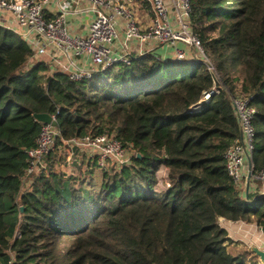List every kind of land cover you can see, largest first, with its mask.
Returning a JSON list of instances; mask_svg holds the SVG:
<instances>
[{"label":"trees","instance_id":"16d2710c","mask_svg":"<svg viewBox=\"0 0 264 264\" xmlns=\"http://www.w3.org/2000/svg\"><path fill=\"white\" fill-rule=\"evenodd\" d=\"M134 1L152 15L147 0ZM190 7L210 69L142 57L73 82L0 26V264H262L252 251H230L219 220L253 216L264 232V192L244 196L224 162L240 135L232 101L247 98L255 109L252 169L264 170V0ZM57 110L61 137L48 168L26 177V151L41 126L33 115ZM88 133L130 146L129 165L100 170L87 156L77 176L56 168L62 139Z\"/></svg>","mask_w":264,"mask_h":264},{"label":"built area","instance_id":"2783aa9c","mask_svg":"<svg viewBox=\"0 0 264 264\" xmlns=\"http://www.w3.org/2000/svg\"><path fill=\"white\" fill-rule=\"evenodd\" d=\"M147 1L151 6L152 17L150 25L143 29L134 16L129 0H72L76 4L74 14L91 17L84 36L70 33L66 20L67 11L61 5L57 14L49 17L45 13L49 0H0V12H9L14 17L20 28L18 37L29 46L34 57L47 56L49 71L60 72L73 82L90 80L95 74L118 63L130 65L132 58L127 51L117 53V50L127 47L130 43L141 46L150 44L154 47L170 46L174 53L172 61L203 63L210 69L204 59L201 43L189 24L190 0ZM119 29H122V37ZM83 58L89 60L90 66L83 67L78 63ZM217 92L218 89L214 85L203 96V100L207 101ZM232 104L240 135L225 152V170L233 183L243 190L247 178L244 172L247 168L248 175L249 164V184H264V170L253 172L251 163L255 109L247 98H236ZM193 108L191 110L200 109V103ZM57 113L58 110L54 115H50L56 124ZM58 137H61V134L57 125L41 124L35 147L26 151V177L47 170L46 158L55 149ZM62 141L70 150L68 156H74V148L80 152L85 151L88 156H95L100 170L127 166L133 154L130 146H123L118 139L105 133H88L80 138Z\"/></svg>","mask_w":264,"mask_h":264},{"label":"crops","instance_id":"0c3cea01","mask_svg":"<svg viewBox=\"0 0 264 264\" xmlns=\"http://www.w3.org/2000/svg\"><path fill=\"white\" fill-rule=\"evenodd\" d=\"M132 5V10L137 22L144 29L148 27L151 23V13L149 9L141 6L138 2L134 0H129ZM59 5L67 11L66 20L68 23V28L71 34L84 36L87 33L88 25L91 21V17L88 15H78L73 13V9L76 8V4L72 0H49V4L45 7V13L50 17L53 14H57L60 11ZM0 26L13 31L17 36H19V27L17 26L14 17L9 12H0ZM120 36L122 37V29H119ZM184 48L183 46H180ZM127 53L130 54L132 61L142 57H153L158 58L163 61H171L173 59V49L170 46L154 47L150 44H145L144 46L138 45L137 43H130L127 47H122V49L117 50V53ZM191 51V50H190ZM189 51V52H190ZM191 54V53H190ZM40 60L48 61L47 56L40 57ZM131 61V62H132ZM80 63L83 67L90 66L88 59H81ZM84 160L87 156L86 152H83ZM86 154V155H85ZM80 159V158H79ZM247 168H245V175L247 177ZM166 168L160 167L158 174L161 173L164 179L166 176ZM247 179V178H246ZM243 195L247 196L248 192L260 191L259 188L254 184H249L248 189L246 188V182L244 183ZM262 191V190H261Z\"/></svg>","mask_w":264,"mask_h":264},{"label":"rangeland","instance_id":"374dc122","mask_svg":"<svg viewBox=\"0 0 264 264\" xmlns=\"http://www.w3.org/2000/svg\"><path fill=\"white\" fill-rule=\"evenodd\" d=\"M34 58L36 61L41 59L40 57H34ZM212 58H213L212 56L209 58L205 55L204 59H206L208 66L211 63ZM44 62H46L47 66H49V63L47 61H44ZM73 152L74 154L78 155V158H80L81 153H83L84 151L80 152L79 150L75 149L73 150ZM60 153H61L60 155L62 157V161L60 165L57 166L56 168H60L61 170H63L65 173H67L70 176H73V175L77 176L83 172V170L85 169L84 164L88 160L87 152H86L87 153L86 158L84 160H81L82 158H80V161H77V163L73 162L74 159L71 156H68L70 153V150L66 148L65 146L63 147V149L60 150ZM82 161H84V163H82ZM75 164L76 166H79V167L75 168ZM80 168L82 172H80ZM156 176L158 179L157 187L163 189L165 185L164 184L165 179L163 175H161V173L160 174L157 173ZM244 182H245V179H243V183ZM254 185L257 186L260 191L262 190L264 192V184L255 183ZM78 186H79L78 184L77 186L75 185L76 188H78ZM219 226L226 230L228 237L233 242V244L230 246V251L232 253L237 252L238 250H241V251L246 250L249 252L250 251L253 252V250L255 249L264 250V232L261 230L260 226L257 225L255 217L252 216L248 221H238V222H229L224 219H220Z\"/></svg>","mask_w":264,"mask_h":264},{"label":"water","instance_id":"95a60500","mask_svg":"<svg viewBox=\"0 0 264 264\" xmlns=\"http://www.w3.org/2000/svg\"><path fill=\"white\" fill-rule=\"evenodd\" d=\"M33 118L41 124H48L51 126H56V122L53 121L52 118L50 117V115H48V114H34ZM137 157H140V156L137 155ZM250 175H251V165L249 164V173H248L247 179H246V188L247 189L249 186ZM253 252L255 253L256 256H258L261 263L264 264V250L255 249V250H253Z\"/></svg>","mask_w":264,"mask_h":264}]
</instances>
